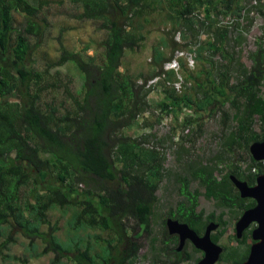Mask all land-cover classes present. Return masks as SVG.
<instances>
[{"label":"trees","instance_id":"trees-1","mask_svg":"<svg viewBox=\"0 0 264 264\" xmlns=\"http://www.w3.org/2000/svg\"><path fill=\"white\" fill-rule=\"evenodd\" d=\"M69 1L82 8L79 20L100 21L107 32L101 43L105 50L101 62L72 54L61 43V56L51 63L50 69L74 61L83 75V93L79 95L70 88V81L64 82L50 75V70L39 71L30 64L32 39L40 45L47 35L48 22L40 16L51 1L0 0V264H28L29 260L50 254V264H135L141 245L128 233L134 235L140 227L150 232L158 191L169 172L164 167L160 142L151 145L149 136L133 139L123 131L138 126L139 117L153 108L147 102L152 92L147 83L164 74V64L172 57L167 58L163 48H156L152 61L157 69L148 78L120 72L125 50H136L144 40L142 25L134 26V19L141 18L152 7L151 2L161 4V0ZM166 1L177 14L173 18L184 19L189 31L196 25V11L202 9L204 21H198L201 30L207 26L216 34L215 39L189 49L196 60H204L207 50L226 53L220 46L232 31L212 24L215 14L231 13L240 18L247 11L243 0ZM258 10L264 16V7ZM16 16L23 18L19 25ZM182 47L176 45L175 50ZM225 53L223 58H227ZM249 58L252 65L243 70L237 85L228 87L230 72L225 69L219 73V87L212 82L213 87L197 101L168 88L166 82L174 81L176 75L166 73V79L160 81L165 97L156 108L162 114L176 115L195 105L199 111L214 113L212 108L220 104L217 109H222L223 99L238 89L234 101L242 99L243 108L234 117L238 126L229 132L228 140L248 150L253 142L264 141V135L253 130L256 117L264 123V97L259 94L264 85L263 41L258 42ZM51 89L57 95L62 89L67 99L44 103L41 97ZM68 98L70 105L65 103ZM190 124L187 121L185 126ZM251 162L250 169L256 173L234 168L219 178L214 170L202 167L180 174L177 182L181 199L176 212L172 209L169 216L197 231L201 229L199 223L205 214L198 211L200 192L190 189L197 179L206 195L220 201L237 221L250 205L240 198L230 176L254 184L256 177L264 173V161L251 157ZM50 213L68 217L64 227L52 223ZM223 218L211 214L206 221L222 222ZM227 223L224 221L213 234L216 243L224 236ZM98 230L110 233V238H104ZM20 237L27 240L24 257L9 253ZM249 238V234L241 240L234 236L239 246H225L221 259L229 264L246 260ZM118 246H123L122 250L118 251ZM161 251L163 256L168 255L167 248Z\"/></svg>","mask_w":264,"mask_h":264},{"label":"rangeland","instance_id":"rangeland-1","mask_svg":"<svg viewBox=\"0 0 264 264\" xmlns=\"http://www.w3.org/2000/svg\"><path fill=\"white\" fill-rule=\"evenodd\" d=\"M49 1H51L50 5L45 8V13L40 16V19L47 20L48 32L46 37L39 42L40 45H37L32 39L30 64L33 63L39 71L50 70V75H54L64 82L70 81V88L76 95H79L83 93V80L81 79L83 75L76 68L74 61L72 60L73 62H68L62 67L50 69L51 63L60 58L61 43L72 54L80 53L86 60L93 57L98 63L101 62L105 51L101 43L107 38V32L106 29L102 28L100 21L79 20L77 16L83 10L81 7L74 6L69 0H65L64 3H61V0ZM159 2L161 4L151 2L152 7L141 18L134 19V26L137 27L138 23L142 25L141 33L144 35V40L136 50H125L120 72L134 76L143 75L144 78H148L157 69L152 61L155 49L163 48L164 54L169 58L174 55L176 45H181L183 47L179 50H182L186 56L181 60L184 66L181 65L178 73L179 78L184 82L181 85V92L177 91L178 95L188 94L195 101L201 99L204 91L213 87L212 82H215V85L219 87L221 83L219 73L225 69L230 72L228 87L237 85L243 70L252 65L249 58L250 53L256 50L258 42L263 41L264 44V16L258 10L264 7V0H243L242 4L247 11L240 18L231 15V13L228 15L215 14L212 24L232 31L222 44L219 43L221 44L220 47L232 56L229 58L227 55V58H223L225 52L207 50L204 53V60L195 59L193 65L187 58V53H191L189 49H194L200 44L215 39L216 34L211 29L209 31L207 26L201 30V24L198 21H204L202 9L196 11V16H194L196 25L189 31L188 28L186 29L187 23L184 19L180 21L173 18L177 14L171 11L166 0ZM22 21V17L16 16V25ZM185 31H187L186 39L183 38ZM187 44L189 46H186ZM199 84L205 90L200 88ZM161 85L159 81L157 85L150 86L152 92L148 96L147 102L153 108L147 109L139 117L140 124L123 131L125 135L133 139L149 136L148 142L151 145L160 142V147L165 155L164 167L169 171L158 191L159 202L155 207L150 234L145 233L143 227L138 228L134 235L131 234L132 229H129L131 233H128V236H132L133 240L141 245L139 258L135 264H173L172 258L162 255L161 248L163 245L160 240L164 232L162 221L171 209H175L177 202L181 199L178 191L179 183L177 182L180 174H189L202 167H209L214 170L215 176L219 178L227 175L234 168H239L245 173L254 172L250 169L252 163L250 150H247L245 145L242 147L237 146V144L231 145L228 140L229 132L231 133L238 126V121L234 117L243 108L242 99L237 102L234 101L238 89L229 92L228 98L223 99L225 105L222 109H217L220 104H216L212 108V110H216L214 113L211 111L210 113L208 109L199 111L194 105L192 109L184 108L176 115H166L156 108V104L165 97L164 85ZM167 86L170 89L174 88L173 85L167 84ZM228 90L230 89L228 88ZM57 91H59L58 95L53 92V89L45 92L41 100L44 103H50L56 98L58 103L64 102L67 96L61 93L62 89ZM259 94L264 97V85ZM65 103L70 105V99L68 98ZM187 121H191L188 127L185 126ZM253 130L260 136L264 135V123L258 117L254 119ZM190 189L200 192L198 211H204V221L206 217L214 214L216 217L224 215L222 222H219L220 227L224 221L228 222L225 234L219 244L223 247H238L239 244L234 239L236 219H233L229 210L220 201L206 195L205 187L197 179L192 181ZM49 218L52 223L58 222L61 228L64 227L68 219V217L60 218L56 213H50ZM97 232L101 233L104 238L111 236L108 232L103 233L100 230ZM249 242L250 240H248ZM26 244L27 240L20 237L19 242L11 246L9 253L24 257ZM122 248L123 246H118L117 250L120 251ZM191 250L189 249L188 253L191 254L192 259L181 262V264H194V260L201 257L200 254L193 253ZM52 258L53 255L50 254L39 259L29 260L28 264H50ZM9 264L20 263L11 261ZM217 264L229 263L221 259Z\"/></svg>","mask_w":264,"mask_h":264},{"label":"water","instance_id":"water-1","mask_svg":"<svg viewBox=\"0 0 264 264\" xmlns=\"http://www.w3.org/2000/svg\"><path fill=\"white\" fill-rule=\"evenodd\" d=\"M252 158L257 162L264 161V141L253 142L249 147ZM230 179L240 197L243 199L252 198L257 202L256 207L244 212L236 223L235 236L241 240L245 231L256 222L259 226L253 230L252 238L255 243L252 245L248 259L239 264H264V175L257 177L255 186H249L248 182L231 175ZM167 228L170 234L180 236V245L184 246L187 240L200 251L204 257L198 264H217L224 253V247L213 240V234L220 228L219 222H211L203 236H200L194 229L186 223H180L172 218L167 219Z\"/></svg>","mask_w":264,"mask_h":264},{"label":"flooded vegetation","instance_id":"flooded-vegetation-1","mask_svg":"<svg viewBox=\"0 0 264 264\" xmlns=\"http://www.w3.org/2000/svg\"><path fill=\"white\" fill-rule=\"evenodd\" d=\"M257 171L256 170H254V172H252V173H256ZM260 175H264V173L263 174H260ZM260 175H258V176H260ZM257 176V177H258ZM257 177H256V181H255V183L254 184H249V186H255L256 185V183H257ZM240 179V178H239ZM244 181V180H243ZM246 182H248V181H246ZM239 192V191H238ZM241 198V197H240ZM241 199H243V198H241ZM245 201H246V203L247 204H249L250 205V207L249 208H247V209H245L244 211H243V213H242V215L244 214V212L245 211H247V210H249V209H252V208H254V207H256V205H257V202L254 200V199H252V198H246V199H244ZM178 203V202H177ZM172 210V209H171ZM170 210V211H171ZM170 211L167 213V216L165 217V219L162 221V224H163V228H164V232H163V234H162V239L160 240V243L163 245L162 246V248L163 247H165V248H167L168 249V255L167 256H165V254H164V257H167V258H172L173 259V264H181V262H187V261H189V260H191L192 259V257H191V254H189L188 253V251H189V249H192L191 251L193 252V253H197V254H200V258H198V259H195L194 260V264H198V262L204 257V253L202 252V251H200V250H198L193 244H192V242L191 241H189V240H187L186 241V243L184 244V246H181L180 245V236L179 235H177V234H170L169 233V231H168V228H167V219L168 218H172V219H174V220H178L180 223H186V222H183V221H181V220H179V219H177V218H174V216L172 217V216H169L170 214ZM174 212H176V209H175V211ZM241 215V216H242ZM241 216H240V218H241ZM239 218V219H240ZM238 219V220H239ZM237 220V221H238ZM165 221V222H164ZM237 221H236V223H237ZM206 223V224H205ZM211 222H209V223H207V221H206V219H205V221L203 220V221H201L200 223H199V225H200V230L199 231H197L196 229H194V228H192L188 223H186V224H188L192 229H194L200 236H203L204 234H205V231H206V228H207V226L210 224ZM236 223H235V227H236ZM205 224V225H204ZM202 226V227H201ZM259 226V224L258 223H256V222H254V223H252L251 224V226L245 231V234H249L250 235V238L248 239V240H250V242L248 243L247 242V250H248V257H249V254H250V250H251V247H252V245L255 243V241L253 240V238H252V232H253V230H255L257 227ZM236 229V228H235ZM150 232H151V230H150ZM150 232L149 233H147V234H150ZM245 234H244V236H245ZM244 238V237H243ZM214 240V239H213ZM248 245H249V247H248ZM244 247V246H243ZM224 251H225V248H224ZM248 257H247V259H248ZM180 259H183V260H180ZM246 259V260H247ZM246 260H244L243 262H245ZM243 262H240V263H243ZM237 264H239V263H237Z\"/></svg>","mask_w":264,"mask_h":264},{"label":"built area","instance_id":"built-area-1","mask_svg":"<svg viewBox=\"0 0 264 264\" xmlns=\"http://www.w3.org/2000/svg\"><path fill=\"white\" fill-rule=\"evenodd\" d=\"M186 56L185 53L182 50H176L172 59L167 61L164 64V74L161 76H157L154 79H151L148 83H147V87L151 88L150 86L152 85H157L159 81H162L163 79H166V73L169 72H174L176 75V78L174 79L173 82H166V85H173L172 87H174L173 89H175L178 92H181V85H183V81L181 78H179V70L181 68V60L182 58ZM187 58L190 60L191 65L194 64L196 56L193 53H187Z\"/></svg>","mask_w":264,"mask_h":264},{"label":"clouds","instance_id":"clouds-1","mask_svg":"<svg viewBox=\"0 0 264 264\" xmlns=\"http://www.w3.org/2000/svg\"><path fill=\"white\" fill-rule=\"evenodd\" d=\"M173 57V56H172Z\"/></svg>","mask_w":264,"mask_h":264}]
</instances>
